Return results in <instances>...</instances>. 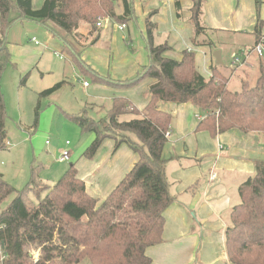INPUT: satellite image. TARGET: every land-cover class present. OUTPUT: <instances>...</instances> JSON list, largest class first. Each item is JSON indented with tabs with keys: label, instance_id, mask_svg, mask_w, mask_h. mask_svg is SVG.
Segmentation results:
<instances>
[{
	"label": "trees",
	"instance_id": "obj_1",
	"mask_svg": "<svg viewBox=\"0 0 264 264\" xmlns=\"http://www.w3.org/2000/svg\"><path fill=\"white\" fill-rule=\"evenodd\" d=\"M119 2L123 14L116 11ZM191 2L193 43L199 44L198 38L205 30L201 22L205 0ZM263 2L256 0L258 9ZM176 7L180 9V0H176ZM153 15L146 19L149 65L132 79H96L117 89L154 80L146 108L139 110L129 99L117 97L100 120L89 118L87 111L69 115L83 132L95 136L83 157L93 159L105 140L113 139L116 149L127 144L138 154V162L102 201L88 193L76 163L53 187L37 179L34 165L23 191L0 173V206L12 197L0 213V264H81L85 260L91 264H153L147 251L164 242L166 212L176 202L164 157L173 116L159 108L161 102L191 103L208 113L198 131L209 132L212 137L235 129L245 134H264V71L255 86L244 82L241 91L236 92L228 88L229 78L216 69L210 79L204 78L197 71L192 52L185 51L181 60H174L166 56L170 50L167 43L155 44ZM25 19L45 25L52 22L65 30V44L72 35L75 44L82 47L81 24L95 31L99 23L109 19L123 25L136 21L135 0H45L40 9L34 8L32 0H0V79L10 61L7 31ZM254 34L256 44L264 45L260 15ZM74 54L82 65L78 61L80 53ZM64 84L41 92L40 97L51 96ZM126 117L132 118L123 120ZM6 119L0 86V150L6 148ZM28 192L38 197L32 206L27 204ZM239 194L241 202L233 208L225 234L228 260L231 264H264V161L256 163L255 175L241 184ZM32 251L38 252L37 258Z\"/></svg>",
	"mask_w": 264,
	"mask_h": 264
},
{
	"label": "crops",
	"instance_id": "obj_2",
	"mask_svg": "<svg viewBox=\"0 0 264 264\" xmlns=\"http://www.w3.org/2000/svg\"><path fill=\"white\" fill-rule=\"evenodd\" d=\"M162 2L167 4L165 9L158 5ZM191 7V0H180V9L176 7V0H156L154 17L158 21L157 26L160 27L161 24L162 31L158 35V40L154 35L155 44L167 43L170 50L166 56L174 60H181L185 51L192 52L200 75L210 79L213 69H216L229 78V89L233 78L238 75L243 78V83H250L247 67L251 64L255 53H251L242 65L234 66V57L245 48L255 47L254 30L259 15L264 21V2L259 10L256 0H205L201 17L205 30L198 38L199 44L193 43L195 28L190 21ZM148 11L150 9L147 13ZM110 20L101 23V25L104 23V28L98 27L93 33L87 31L82 38V47L75 43L76 46L74 45L73 48L68 45L71 47L72 63L79 65L74 53H80L78 58L82 63L80 69L84 75H91L96 85L83 86L85 98H81V102L77 105L80 111L67 116L78 115L86 111L83 109L88 102L98 105L103 99L112 104L114 98L124 97L139 110L145 109L150 101L149 89L155 82L152 79L141 83L144 86L137 85L130 89H117L109 83L96 82L98 78L113 80L135 78L150 63L145 35L140 29L142 41H139L137 49H134L133 55L138 60L133 61L136 64L133 73L123 76L122 74L127 72L122 69L120 74L106 77L109 74L105 75V71L98 68L89 55L92 54L93 47L97 46L94 45L96 42L94 39L102 41V36L106 34L103 31L109 29ZM125 29L119 30L123 32ZM138 49L141 51L138 52ZM216 55L220 56L221 63L217 61ZM256 58L260 60L262 73L264 57L256 56ZM66 85L65 83L61 89ZM58 106L63 111L64 107ZM159 108L173 116L172 134L164 149V157L168 160L167 178L170 163H178L180 170L172 174L175 177L174 183L178 184L173 193L169 182L170 192L176 198V202L166 212L164 242L148 249L147 254L153 260V264H231L227 257L225 234L230 227L231 212L241 202L239 194L241 184L255 175L256 163L264 161V135L245 134L236 129L219 134L213 138H216L219 146L222 147L224 144L227 148L224 150L225 147H220L222 151L219 152L211 141L212 136L207 132L198 131L201 120L197 119L196 114L200 109L191 103L167 102L159 103ZM86 113L89 115L88 112ZM203 117H206V112ZM131 118L126 117L123 120ZM131 137L136 140L134 135ZM94 138L95 136L91 135L87 139L77 151V157L87 159L83 154ZM114 141L105 140L96 156L87 159L91 162L101 159L94 165L91 163L92 177L96 178L91 182L83 179L88 193L101 201L109 196L139 160V155L127 145L122 144L118 151L114 152ZM77 164L78 162L76 166Z\"/></svg>",
	"mask_w": 264,
	"mask_h": 264
},
{
	"label": "rangeland",
	"instance_id": "obj_3",
	"mask_svg": "<svg viewBox=\"0 0 264 264\" xmlns=\"http://www.w3.org/2000/svg\"><path fill=\"white\" fill-rule=\"evenodd\" d=\"M32 2L35 9H40L45 0H32ZM155 3L156 0H135L136 21L130 20L125 23L126 25H123L110 20L109 29L103 31L106 34L102 36V41L94 39L96 40L94 45L97 46L93 47L89 57L98 68L105 71V75L109 74L106 77L120 74L122 69L127 72V74H122L123 76H129L133 73L136 65L133 61L138 60L133 55L135 54L134 49H137L139 41H142L140 31L142 30L145 35L146 19L156 11ZM158 5L165 9L167 4L162 2ZM148 9L150 11L147 13ZM116 11L118 14L124 13L121 2L117 5ZM154 16H152V21L156 25L154 35L158 40V35L162 30L161 24L160 27L157 26L158 21ZM121 26H125V31L119 30ZM102 27H105L104 23ZM80 31L82 34L87 33V31L93 33V29L86 24L80 25ZM65 35V30L52 22L45 25L27 19L16 22L6 34L10 61L2 73L0 86L7 110V139L6 148L0 150V173L4 175L7 182L19 191H23L31 180L34 165L37 169V179L50 187L56 185L70 168V165L77 162L76 167L82 179L91 182L96 178L92 177L91 163L94 165L97 160L91 162L76 155L77 151L93 134L83 132L67 116V114L73 112L75 114L80 111L77 105L81 102V98H85L84 83L86 82L93 87L96 84L91 75L83 74L80 65L72 63L71 47L73 48L76 42L72 35H68L66 45L63 39L66 37ZM33 38H36L39 45H35L32 41ZM139 50L141 51L138 49V52ZM95 51L98 55L95 54ZM61 56L64 59L61 60ZM256 56L259 57L255 54L251 64L247 67L249 84L252 86H255L262 76L261 63ZM105 59L106 61H104ZM227 66L230 67V65ZM242 79L239 75L235 76L231 82L230 90L241 91ZM116 81L121 80L117 79ZM63 82L67 84L64 89L56 91L49 97H40L41 92ZM139 85L143 84L140 83ZM58 105L64 107L63 111ZM92 105V102H88L83 110L88 112L89 118L100 120L108 114L112 104L103 99L98 105L96 103L97 106ZM196 115L199 119L198 117H203L205 112L199 110ZM206 115L208 116V113ZM170 133L172 134L171 128ZM207 133L210 135L209 132ZM258 134L262 135L263 133ZM205 135L211 139L207 134ZM213 139H211L213 145H216L218 151L221 152V146L216 143V138ZM67 142L70 144L67 145ZM114 142V152H116L120 147L116 149V141ZM7 143H10V146H7ZM222 147L224 148L225 145L223 144ZM226 149L225 147L224 150ZM64 151L70 152L71 161L61 163L60 159ZM178 170H180L178 163L169 164L168 180L172 186V193L178 185L174 183L175 177L172 174ZM26 200L27 204L32 206L37 203L38 197L34 192H28ZM11 202L12 197L0 206V213ZM32 254L35 258L38 257V252L32 251ZM81 264L91 263L89 260H85Z\"/></svg>",
	"mask_w": 264,
	"mask_h": 264
},
{
	"label": "built area",
	"instance_id": "obj_4",
	"mask_svg": "<svg viewBox=\"0 0 264 264\" xmlns=\"http://www.w3.org/2000/svg\"><path fill=\"white\" fill-rule=\"evenodd\" d=\"M102 25L99 23L98 27H101ZM125 26H121L120 30H124ZM32 41L35 43V45H39V42L36 40V38H33ZM251 53H255L257 54L259 57H264V45L262 43L256 44L255 47L253 49H248L245 48L243 50H241L239 53H237V55L234 57V63L233 65H242L244 62V60L246 58H248L250 56ZM62 59H64L63 57H61ZM85 87H88L89 84L88 83H84ZM199 120H204L205 118H201L200 116L198 117ZM171 137V133L170 131H168L166 133V138L170 139ZM48 143V142H47ZM70 143L67 142V145H69ZM7 146H10V143H7ZM70 152L68 151H64L62 158L60 159L61 162H67L70 161ZM216 175L213 176V178H215Z\"/></svg>",
	"mask_w": 264,
	"mask_h": 264
},
{
	"label": "water",
	"instance_id": "obj_5",
	"mask_svg": "<svg viewBox=\"0 0 264 264\" xmlns=\"http://www.w3.org/2000/svg\"><path fill=\"white\" fill-rule=\"evenodd\" d=\"M216 58H217V61H218L219 63H221L220 56H219V55H216Z\"/></svg>",
	"mask_w": 264,
	"mask_h": 264
}]
</instances>
